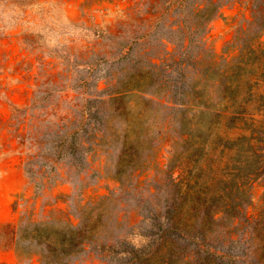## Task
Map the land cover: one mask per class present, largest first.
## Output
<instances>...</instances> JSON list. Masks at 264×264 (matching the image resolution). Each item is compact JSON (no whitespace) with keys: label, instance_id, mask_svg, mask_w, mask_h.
<instances>
[{"label":"rangeland","instance_id":"374dc122","mask_svg":"<svg viewBox=\"0 0 264 264\" xmlns=\"http://www.w3.org/2000/svg\"><path fill=\"white\" fill-rule=\"evenodd\" d=\"M17 2L0 264H260L264 0Z\"/></svg>","mask_w":264,"mask_h":264},{"label":"clouds","instance_id":"9594fccd","mask_svg":"<svg viewBox=\"0 0 264 264\" xmlns=\"http://www.w3.org/2000/svg\"><path fill=\"white\" fill-rule=\"evenodd\" d=\"M29 14V7L17 0H0V31L15 29Z\"/></svg>","mask_w":264,"mask_h":264},{"label":"trees","instance_id":"16d2710c","mask_svg":"<svg viewBox=\"0 0 264 264\" xmlns=\"http://www.w3.org/2000/svg\"><path fill=\"white\" fill-rule=\"evenodd\" d=\"M183 177L180 179V183L182 182V186H180L178 188V192L176 194V199H181L183 200V198H185L186 196L188 195H195L197 194V192H195L194 194H191V193H187L188 191H190L192 189V186L190 183H189V180L186 179L185 181L182 180ZM203 183L202 181H198L197 180L195 181L194 185L195 187H203ZM263 204H262V207L261 209L259 210L258 214H257V221H256V224L258 225V233H262L264 234V197H263ZM174 209H171L169 212L172 213ZM170 227H173L174 230L178 231V232H182L183 230L181 229H177L176 226H173V224H171ZM253 230V229H252ZM47 246H49V244H47ZM262 248H263V254H260V257L258 259V261H260V264H264V241L262 243ZM209 260V256L208 255H205V256H199L196 260V264H207V261ZM216 264V263H214Z\"/></svg>","mask_w":264,"mask_h":264}]
</instances>
